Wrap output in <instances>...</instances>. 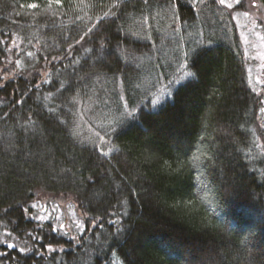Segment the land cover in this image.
<instances>
[{"label": "trees", "instance_id": "16d2710c", "mask_svg": "<svg viewBox=\"0 0 264 264\" xmlns=\"http://www.w3.org/2000/svg\"><path fill=\"white\" fill-rule=\"evenodd\" d=\"M248 3L0 0V264H264Z\"/></svg>", "mask_w": 264, "mask_h": 264}, {"label": "rangeland", "instance_id": "374dc122", "mask_svg": "<svg viewBox=\"0 0 264 264\" xmlns=\"http://www.w3.org/2000/svg\"><path fill=\"white\" fill-rule=\"evenodd\" d=\"M236 0H225V5L235 3ZM237 32L240 42V50L246 58V70L248 82L262 98L261 107L258 109L255 123L250 129L251 142L248 150V159H253V166L257 169L258 175L264 176V15L258 7L248 3L244 11H234ZM184 75L181 76V78ZM180 78V77H179ZM179 80L170 82L165 88L169 96L171 89ZM161 99V100H162ZM153 101L151 107L156 106ZM259 155V156H258ZM261 156V157H260ZM33 208L41 213L44 219L51 218L64 229L77 230L82 226L83 220L81 214L76 211L74 204L69 201L52 200L42 198L36 201ZM114 264H121L120 261L112 255Z\"/></svg>", "mask_w": 264, "mask_h": 264}, {"label": "snow or ice", "instance_id": "6c2138e0", "mask_svg": "<svg viewBox=\"0 0 264 264\" xmlns=\"http://www.w3.org/2000/svg\"><path fill=\"white\" fill-rule=\"evenodd\" d=\"M236 2L239 3L240 0H236ZM219 3H220V4H225V0H219ZM228 6L231 7V4H229ZM261 111H264V109H261ZM8 247L11 248V247H13V246H12L11 244H9Z\"/></svg>", "mask_w": 264, "mask_h": 264}]
</instances>
